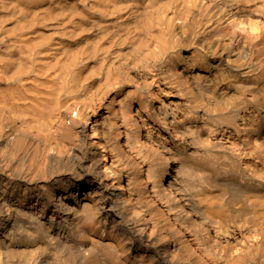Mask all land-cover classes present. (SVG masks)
<instances>
[{
    "label": "bare ground",
    "instance_id": "6f19581e",
    "mask_svg": "<svg viewBox=\"0 0 264 264\" xmlns=\"http://www.w3.org/2000/svg\"><path fill=\"white\" fill-rule=\"evenodd\" d=\"M0 264H264V0H0Z\"/></svg>",
    "mask_w": 264,
    "mask_h": 264
}]
</instances>
